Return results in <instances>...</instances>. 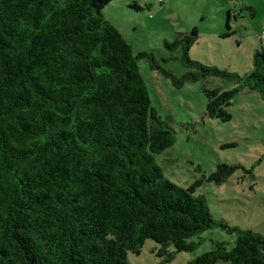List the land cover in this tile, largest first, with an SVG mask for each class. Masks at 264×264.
<instances>
[{
  "label": "trees",
  "instance_id": "16d2710c",
  "mask_svg": "<svg viewBox=\"0 0 264 264\" xmlns=\"http://www.w3.org/2000/svg\"><path fill=\"white\" fill-rule=\"evenodd\" d=\"M111 1L0 0V264H130L127 253L147 239L169 262L219 226L195 196L201 182L177 186L155 162L175 136L157 121L138 67L152 54L134 55L104 17ZM197 39L193 29L165 44L189 69L163 72L177 88L232 81L206 92L207 115L222 121L244 90L264 101L263 51L240 76L191 60ZM236 169L219 164L208 181ZM223 228L236 233L234 246L215 242L189 264H264V236Z\"/></svg>",
  "mask_w": 264,
  "mask_h": 264
},
{
  "label": "rangeland",
  "instance_id": "374dc122",
  "mask_svg": "<svg viewBox=\"0 0 264 264\" xmlns=\"http://www.w3.org/2000/svg\"><path fill=\"white\" fill-rule=\"evenodd\" d=\"M102 13L131 45L134 55L152 54L151 59H138V67L157 121L175 136L172 147L154 154L156 164L167 180L182 188L200 181L195 196L205 199L219 225L191 238L198 243L196 249L175 253L169 262L157 255L159 245L150 239L139 254L127 253L128 262L189 264L212 250L215 242L231 249L236 233L223 226L264 236V101L244 90L228 108L230 120L210 118L206 92L231 89L232 81L209 77L177 88L163 73L180 78L189 71L180 61L181 49L165 44L193 29L198 39L189 48L191 60L240 76L248 73L255 51L264 52L259 39L264 33V0H112ZM227 21L231 35L223 36L228 32ZM219 164L237 169L221 184L208 181Z\"/></svg>",
  "mask_w": 264,
  "mask_h": 264
},
{
  "label": "built area",
  "instance_id": "2783aa9c",
  "mask_svg": "<svg viewBox=\"0 0 264 264\" xmlns=\"http://www.w3.org/2000/svg\"><path fill=\"white\" fill-rule=\"evenodd\" d=\"M260 41H263L264 42V33L260 36Z\"/></svg>",
  "mask_w": 264,
  "mask_h": 264
}]
</instances>
